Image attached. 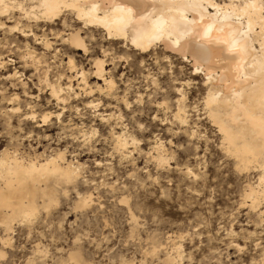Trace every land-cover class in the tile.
<instances>
[{
    "label": "rangeland",
    "instance_id": "obj_1",
    "mask_svg": "<svg viewBox=\"0 0 264 264\" xmlns=\"http://www.w3.org/2000/svg\"><path fill=\"white\" fill-rule=\"evenodd\" d=\"M56 29L62 31L59 27ZM66 32L70 33L68 30ZM80 33L81 36L85 37V43L89 44L92 49V53L90 52L87 56L82 53L81 49L75 50L70 45L64 43L63 45L51 36L47 37L51 43L50 49H44L41 45H36L30 37L21 38L17 35H11L7 36L8 38L5 37L6 40H2L4 35H0V45L2 44L0 60L6 63L0 69V98L17 94L19 97L17 101L19 100L23 110H25V103H27L36 112H52L56 109V105L50 99L47 88L44 87L45 81L49 84L47 80L49 69L53 73L59 70V75L63 76L66 81V84L56 82L57 85L63 87L70 82L73 89L72 93L68 94L70 99L67 98L66 110L64 109L66 116L61 118L63 123L50 121L43 127L41 124L24 121L18 124L13 118H10L9 121L8 116L2 113L7 108L6 101L0 100V144L5 146L8 144L16 145V151L21 153V158L26 155L31 158L30 161L47 157L56 151L65 152L66 149L71 148L64 159L71 164L72 161L76 160V165L80 166L79 176L73 185H62L59 187L60 190L64 188L62 191L59 188L56 189L57 192L54 194L55 199L57 198L55 208L51 207L53 204L46 207L47 209L40 206L35 223L24 224L16 221L17 223H12L10 231L4 232L2 228L0 229V241L10 245L8 248L0 245V252L7 255L9 260H14L16 264H24L31 255L32 245L31 243H21V238L23 237L27 241L29 232L43 237L44 232L41 231L43 228L49 233L47 244L69 247L70 241H75L85 264H101L104 260L113 259L112 250H119L120 248L127 250L128 236L134 231L136 238L131 242L133 251L130 253L133 259H139L136 252L141 250V241L147 242L148 237L155 234L153 239L157 244L162 241L165 245H171L167 248L164 256L157 257L158 264L177 248V245L173 243L174 241L179 245V255L176 256V259L185 260L187 257L185 264H191L192 261H195V264H200V260L205 256V252L201 251V248L208 249L209 244L215 242L209 234V230L213 227V220H217V217L226 219V214L231 215L232 206L239 199L240 188L237 186L242 187V184L255 181L256 177L250 172L243 173V181H241V174H237L232 168L231 162L217 151L215 129L202 117L200 120L199 117L196 119L194 113L190 112L194 102L201 97L202 91L198 93L192 91L191 93L190 87L183 86L186 91L184 105L188 111V116L190 115L189 124L192 128L196 127L197 133L199 132V136L195 137L196 141H199L196 145L190 143L191 140L187 137L186 139L184 135L175 134V131L168 132L171 128L168 122H171L170 117L174 111L173 103L176 99L175 85L173 84L172 89L163 92L151 87L153 77H156L157 81L164 79L163 68L159 69L161 75L158 76L156 69L145 60L144 71H141L140 63L136 62L134 57L131 60L126 57L123 62L119 60V56L125 53H128L129 56L134 54L129 48H122L121 44H115L104 38L100 39V35L93 30H81ZM5 43L6 45H4ZM65 48L68 49L67 53L64 52ZM54 49L60 51H53ZM101 50H106L114 55L105 59ZM152 51L150 59L155 61L159 58L162 62L170 63L173 67L181 70L180 75L188 82L191 78L188 62H183L179 57L162 52L159 47ZM27 52L37 54L35 57L40 62L31 63L26 55ZM62 53L66 59L69 56L72 58L73 64L70 69L66 59L61 58ZM25 56L28 58L26 59ZM94 59L103 61L105 79L109 78L108 80H112L113 84H116L115 88L110 89L111 92L110 90L105 91L102 83L92 78L91 73L94 72L92 71V61ZM49 61L53 63H49ZM80 70L87 77L86 85L92 90V95L91 93L87 94L88 91L82 92V86L78 83L79 79L74 78L76 73L81 72ZM13 72H17V78L12 81H5V78ZM197 80H200V77ZM19 81H24L25 85L21 86ZM73 93L77 95L73 96ZM64 95L68 96L66 92ZM77 96L79 97L77 98ZM137 97L144 103H137ZM165 97L170 101L167 105L169 109L167 112L158 107ZM90 102L97 105L95 112L88 108ZM124 102L130 104L131 107H124ZM192 104L193 106H191ZM74 109H80L79 113H75ZM110 112L114 117H117L116 121H112L111 127L101 123L96 117L97 114ZM151 117H156V119L153 120ZM192 119L193 121H191ZM141 123L145 124L143 130L139 128ZM78 125L81 128L89 125L102 126L108 128L109 133L111 130L116 133V127L120 125L123 126L122 130L136 138L139 144L136 149L130 150L131 155H128L127 162L122 163L118 154V156L106 154L105 149L111 153L112 148L109 143H105L103 135L99 138V142L92 144L91 147L83 145L79 146L82 148H79L78 145H82V141L76 140L73 136ZM191 127L189 128L190 131H192ZM22 129L23 131H21ZM30 136L33 138L30 139ZM157 136H159V141L156 140ZM200 138L210 139L203 151H197V148L203 144ZM168 140L171 143L164 144L162 149L163 151L166 150L169 155H173L174 159L168 167H158L157 161L149 157L148 153L153 150V145ZM25 145H29L31 150L26 151ZM186 167L194 168L200 176L199 195L197 194V181L184 175ZM145 168L148 171H145ZM132 170H134V176H129V171ZM69 187H74L75 193L82 196L94 197L92 207L81 214L83 222L80 228L83 232V238H81L80 232L73 233L69 229V234L61 239L52 230L51 218L54 211H58L61 216H68L69 213L73 218L76 216L75 201L71 200V194L65 196ZM204 191H207L211 198L204 197ZM121 200H124L125 203L122 204ZM100 204H103L102 208L99 207ZM133 217H135V222L129 225V220ZM236 218L241 219L239 213H237ZM105 221H107V229L103 227ZM98 224L100 227H97ZM218 224L219 221L217 220V227ZM244 227H247V224H244ZM251 230L255 232L256 239H260V230L255 224ZM185 234L187 235L185 236ZM181 236H185V238L181 240ZM117 255H119L118 251ZM224 258H231L233 264H237L238 261L243 264L244 254H233L230 249H227ZM252 258V256L248 257L249 260Z\"/></svg>",
    "mask_w": 264,
    "mask_h": 264
},
{
    "label": "snow or ice",
    "instance_id": "obj_2",
    "mask_svg": "<svg viewBox=\"0 0 264 264\" xmlns=\"http://www.w3.org/2000/svg\"><path fill=\"white\" fill-rule=\"evenodd\" d=\"M0 5H4V0H0ZM13 7H15L14 2ZM34 7L41 9L40 13H38V18H55V8L61 10L71 9L79 13L77 15L78 19L84 20L86 24H90L97 22L95 13L100 5L95 3L94 0L84 5L80 4V0H63L61 3H57L56 0H40V3ZM81 7L87 9V12H79ZM103 7L105 9L111 7L113 13V15L106 14L103 18V24L108 31V36L105 37L106 39L114 32L120 33L128 30L133 16L143 21L140 26L132 22L131 30L133 34L132 44L138 51L145 53L144 59H141V57L135 54L129 56L128 53H125L119 56V60L123 62L126 57L130 60L134 57L135 61L140 63L141 71H144V62L146 60L149 65H152L156 69L158 76L161 75L159 69L163 68L164 71L162 75L164 79L157 81L156 77H153L151 87L163 92L172 89L173 84L175 85L174 93L176 95V100L173 105L175 115L172 119L174 122H178L181 125L188 123L186 120L188 113L187 110L183 108L185 88L182 86L183 83L187 81L180 75L181 70L173 67L170 63L162 62L159 58L153 61L149 57H151V45L156 39L163 38L165 33L171 36L177 28L183 27L185 31L188 30L185 25L180 23L181 21L186 22V16L184 15L185 11L192 8L199 9L196 13V17L191 21L192 24L196 25L197 35L202 34L209 39L215 38L220 40L221 38L219 35L213 37V34L226 33L225 38L222 39L221 42L225 45L229 54L234 57H243L251 54V52H259L261 54V65L264 67V0H162L158 14L153 12L143 17L140 16V12L145 11V8L134 5L133 7L137 8V11L134 13L132 8L127 7L122 0L115 6L105 4ZM46 9L49 11L45 12ZM172 10L179 13V19L170 15ZM5 15V12L0 11V17ZM29 15H31V13ZM257 18L259 23H257ZM0 28L6 29L7 25L0 24ZM257 29H259L258 32ZM63 36L65 45L71 44L74 48H82L86 55L92 51L89 44L85 43V37L80 34L65 32ZM59 39L58 37L57 40L59 41ZM257 39L259 40V48L253 47L250 50L249 41L251 40L254 45ZM37 43H40V41H37ZM54 51L60 50L54 49ZM101 51H103L105 59L110 55H114L106 50ZM64 52L67 53L68 49L65 48ZM32 55L35 56L37 54L32 53ZM25 58L27 59L28 57L26 56ZM61 58L66 59L63 53ZM253 59H255V57H253ZM66 62L70 69L72 60L66 59ZM49 63L53 62L49 61ZM102 63V61H97L98 69ZM113 63H115V60H113ZM239 66L238 64L237 67L239 68ZM0 67H2V65H0ZM81 75H83V73H81ZM243 79L244 82L247 83L249 78L244 77ZM47 80L52 94L59 99V96L65 92V89L64 87L57 89L56 82H63L66 84L64 77L59 75V70L53 73L49 69ZM43 82L42 80V83ZM105 82L107 85L104 89L105 91H109L116 87V84H113L111 80L106 79ZM237 87H239V85ZM25 95L27 94L25 93ZM233 96L236 98L240 110L247 114L248 121L257 125L262 134L260 148V162L262 166L257 173L259 176V183L251 181L247 184H242V187L239 185L237 186L240 188L239 199L233 204L231 215L226 214V219L217 217L219 221L218 227L217 220H213V227L209 230V234L215 242L210 243L208 249L201 248V251L205 252V256L200 260V264H233L231 258H224L227 249H230L233 254H244L243 264H264V90L260 93L261 110L258 117L255 107L253 106L254 92L248 94L247 102H245V97L241 92H234ZM65 103H67V97ZM137 103H144V101L137 97ZM168 103H170V101L165 97L158 107L165 111H169L167 107ZM123 106L131 107L127 102H125ZM88 107L95 112L97 105L89 104ZM16 111H19V109H16ZM74 111L78 114L80 109H74ZM65 116L66 112L60 111L58 103L56 109L52 112H36L33 110V115L22 117V119L30 120L33 123L42 121L46 125L50 121H59ZM100 119L102 123H106L108 118L101 117ZM151 119L155 120L156 117H151ZM188 126L191 127L190 124H188ZM122 128L123 126L116 127V133L112 134L109 133L108 128L102 126L89 125L88 127L81 128L78 125L77 130L73 132V136L76 140L82 141V145L78 146L88 145L90 147L92 144L98 143L99 138L103 135L105 143H109L112 148L111 153H108L107 149H105L106 154L110 156L119 154L121 162L126 163L129 149L138 145L139 141L124 132ZM139 128L143 130L145 124L141 123ZM133 130L135 129L133 128ZM21 131H23V129ZM192 136L193 139L190 143L196 144L195 137L197 136V130L195 128H192ZM29 138L32 139L33 137L30 136ZM156 140L159 141V136L156 137ZM129 141H131V143H129ZM170 143V140L159 142L153 145V150L148 153L149 157L152 159H158V167H168L170 162L174 159V156L169 155L166 150L160 151L158 156L155 154L164 144ZM225 144L228 145L226 155L236 160H240L242 156L251 157L255 152L254 145L247 140H243L239 137V134L236 136H227V139L220 144V147L223 149ZM24 147L26 151L31 150L29 145H25ZM0 149L3 150L0 152V169H7L9 173H12L13 170L19 171L21 169L29 172L32 171L35 162H33V165H28L27 161L31 158L26 155L24 158H21V153L16 151V145L8 144L5 146L4 144H0ZM203 150L204 145L201 144L197 148V151ZM68 151H71V148L66 149L65 152L54 154L53 159L47 161V163L56 166L59 171L65 174V182L69 185H73L76 174L80 171V166L76 165L75 161H72V165L68 166L67 161L64 159ZM221 163H223V161H221ZM73 169L75 170L73 171ZM144 170L148 171L147 168ZM186 171L188 178L197 181L196 187L197 194L199 195L200 176L198 172L194 168H188ZM237 171L241 173V181H243L245 169L237 164ZM129 176H134V170L129 171ZM149 179H151V177H149ZM70 194L71 200L75 201V218L72 217L71 213H69L68 216H61L58 211L52 213L51 226L53 233L61 239L69 234V229H71L73 233L80 232L81 238H83V232L80 228L83 222L81 214L90 209L94 202V197L92 196H82L79 193H75L74 187H69L65 192V196H69ZM203 196L211 198L207 191H204ZM201 199H203V197H201ZM121 203L124 204L125 201L121 200ZM51 207L55 208V203H53ZM99 207L102 208L103 204H100ZM129 211L132 210L129 209ZM237 213H239L240 220L236 218ZM36 216V210L27 211L24 213V220L22 223H35ZM40 218L43 219V217ZM134 222L135 217L129 220V225H132ZM244 224H247V227H244ZM253 224L260 230V239H256L255 232L251 230ZM97 227H100V225L98 224ZM103 227L107 229V221L104 222ZM201 228H203V225H201ZM41 231L44 232L43 237L36 236L29 232L27 241H25L23 237L21 238V243H31L32 245L31 255L24 264H85L81 251L75 241H70L69 247L47 244L49 233L44 231L43 228H41ZM186 235L187 234H185V236ZM154 236L155 234L149 236L147 242L141 241V250L136 252V256L139 257V259H133L130 255L133 251L131 242L136 238L135 232L133 231L128 236L129 244L127 250L124 248L112 250L113 259L104 260L101 264H158L157 257L164 256L167 248L171 245H165L162 241L157 244L153 239ZM185 236H181L180 239L183 240ZM173 243L177 245V248L169 254L172 258L169 259L166 257L160 264H185L187 257H185V260L176 259V252L179 245L175 241ZM45 244H47V247H45ZM0 245H3L4 248L10 247V245L3 241H0ZM109 247L111 248V246ZM117 251L119 255H117ZM249 256L253 258L249 260ZM149 257H151V259H149ZM217 257H219V259H217ZM0 264H16V262L14 260H9L7 255L0 252ZM191 264H195V261H192ZM237 264H240V262L238 261Z\"/></svg>",
    "mask_w": 264,
    "mask_h": 264
},
{
    "label": "bare ground",
    "instance_id": "obj_3",
    "mask_svg": "<svg viewBox=\"0 0 264 264\" xmlns=\"http://www.w3.org/2000/svg\"><path fill=\"white\" fill-rule=\"evenodd\" d=\"M13 2L15 3V7H13ZM56 2L61 3L63 2V0H56ZM91 2H93V0H80L81 5L89 4ZM94 2L100 5V7L97 9L95 13L97 22L86 24L84 20L77 18V15L79 13L76 10H71V9L61 10L59 8H55L54 10L55 18H38V13H40L41 9L34 6L38 5L40 3V0H4V5H0V11L5 12L6 15L0 17V24H6L7 28L6 29L0 28V35L1 36L4 35L2 40H4L5 37L11 35L12 36L17 35L18 37L21 38L30 37L33 39L31 40L34 41L36 45H41L44 49H50L51 43L47 40L48 36L54 37L55 39L59 37L60 38L59 43L63 44L64 43L63 34L64 32H66V30L70 31V33L75 32L80 35H81L80 33L81 30H90V31L93 30V32H96V34L100 35V39L104 38L105 40L111 41L115 44H121L120 46H122V48L123 47L129 48L131 51L134 52L135 55L140 56L141 59H143L145 57V53L138 51L136 47L132 44L133 34L131 30L132 22H134L137 26H140L143 23V21L138 19L136 16H133L128 30L120 33L114 32L109 38L106 39L105 37L108 36V31L103 24V18L105 17L106 14L113 15V13L111 7L105 9L103 5L109 4L115 6L116 4L120 3L121 0H94ZM122 2L127 7L132 8L134 13L137 11V8L133 7L134 5H138L140 7L145 8V11L140 12V16L143 17L144 15L151 14L153 12H156L158 14L159 6L162 3V0H122ZM47 11L49 10L46 9L45 12ZM198 11L199 9L196 8H192L190 10L185 11L184 15L186 16V22L181 21L180 23L182 25H185L188 30L185 31L183 27H181V28H177L176 31H174L171 36L165 33L163 38H158L152 43L150 51L154 50L156 47H159L162 52L169 54L170 56L173 55L179 57V59L183 60V62L189 63L191 69L190 72L191 78L185 84L183 83L182 86L190 87L191 93L192 91L194 93H198L199 91H202L201 97L194 102V106L193 104L191 105L193 106V108L191 109L190 112L194 113L196 119L199 117L198 119L200 120V118L202 117L203 120H205L211 127L215 129V132L217 134L216 149L222 157H224L225 159L231 162L233 166L232 168L236 171V173L241 174L240 172L237 171V164H239L241 168L245 169L244 173H249V172L253 173L254 176L256 177L255 181L259 183V176L257 175V173L262 166L260 162L261 160L260 148L262 143L261 140L262 134L260 128L257 125H254L252 122L248 121L247 114L244 111L240 110L239 104L236 102V98L233 96V93L241 92V94L245 97V102H247L248 94L250 92H254L253 106L255 107L257 117L259 116L261 110L260 93L262 90H264V67H262L261 65V54L259 52H251V54L245 55L243 57L240 56L234 57L228 53L225 45L221 42V40L225 38L226 33L213 34V37L219 35L221 38L220 40H217L215 38L209 39L207 37H204L202 34L197 35L196 25L192 24L191 21L194 19V17H196V13ZM79 12L86 13L87 9L81 7L79 9ZM30 13L31 15H29ZM170 15L179 19V13L175 10H172L170 12ZM257 23H259L258 18H257ZM58 27L62 29V31H58L56 29ZM258 31L259 29H257V32ZM91 38L89 39L91 40ZM37 41H40V43H37ZM1 45H0V49L2 48ZM4 45H6V43ZM68 45L71 46V44ZM249 45H250V50L253 47L259 48L260 46L259 40L257 39V42L254 45L250 40ZM75 50H79V49L75 48ZM81 50L83 51L82 48ZM82 53H84V51ZM152 54H154V51H152ZM26 55L29 57L31 63L37 64L40 62L38 61V58H36L35 56L34 57L31 56L32 55L31 52H27ZM253 57H255V59H253ZM67 59L72 60L70 56ZM97 61L98 59H94V61H92L93 62L92 71L94 72H92L91 75L93 76L92 78H95L97 81H100L102 85L106 88L107 85L105 82L106 79L104 77V69H103L104 64L102 63L98 69ZM99 61H101V59H99ZM5 64H6L5 62H2L0 60V65H2L0 69L3 68ZM72 64H73V60H72ZM238 64L240 65L239 68L237 67ZM81 73H83V75H81ZM199 77L200 80H197L199 79ZM244 77L249 78L247 83L244 82L243 79ZM15 78H17V72H13L11 75L7 76L5 78V81L6 80L12 81ZM74 78L76 80L79 79L78 83L82 86V92L88 91L87 94L91 93L92 90H90L86 85L87 77L84 74V72L81 71L79 74L76 73ZM19 82L21 83V86L25 85L23 83L24 81L23 82L19 81ZM44 84L45 86L44 85L43 86L47 88L50 99L54 101L56 107L57 104L59 103V106H61L60 111L65 112L64 111V109L66 108L65 99L66 97L69 98L68 94L72 93L73 90L70 85V82H68L67 85L63 86L68 96H65L63 93L59 96V99H57L54 96V94H52L50 86L47 83V81H45ZM10 85L13 86L12 83H10ZM238 85L239 87H237ZM76 86L78 87V84ZM56 87L57 89H59L61 86L57 85ZM97 89L100 90V88ZM74 93L73 96L75 95ZM78 97L79 96H77V98ZM18 98L19 97L17 96V94L9 95L6 98L1 97L0 100L6 101V105H7V108L2 113L8 116V120L10 118H13L18 124L22 123V121L33 123L30 120L22 119V117H28L33 115V110H32L33 107H30L27 103H25V107H24L25 110H23L22 105L19 103V100L17 101ZM89 104H91V102ZM183 108L187 110L186 106L184 105V102H183ZM16 109H19V111H16ZM174 115H175V109L170 117L171 122H168L170 123V127H171L169 128L168 132L175 131L174 132L175 134L184 135L185 138L187 137L189 140H192L193 139L192 131H190L191 129H189L190 127L188 126L190 122L189 121L190 115L189 116L187 115L186 120L188 123L185 125H181L178 122H174L172 119ZM96 117L99 119L101 123L102 121L100 118L107 117L108 118L107 122L104 124L109 127H111L110 125L112 124V121L117 119V117H114V115L111 112L108 114H97ZM191 121H193V119ZM57 122H60L61 124L63 123L62 120H59ZM34 124H41L42 127L45 126V124L42 121H36ZM114 126L112 127L114 128ZM112 131L113 130H111L110 132L112 134H115ZM237 134H239V137H241L243 140H247L254 145L255 152L251 157L242 156L240 160H236L226 155V152L228 151L227 144H225V147L223 149L220 147V144L222 142H225L227 136H236ZM130 136L133 137L132 135ZM209 140L208 138H203L201 141L203 142L204 146H207L206 144L209 143ZM198 142L199 141H196V145H198L197 144ZM129 143H131V141H129ZM136 147L137 145H135L133 148H130L128 151V155H131L130 150L133 151L134 149H136ZM160 151H163V149L161 148L155 154L158 156ZM58 153L61 152L60 151L53 152V154L51 153L50 155L44 158H38V160L36 161L28 160L27 161L28 165H33V162H35L34 167L30 172L21 169L19 171L13 170L12 173H9L7 169H0V229L2 228L4 232L10 231L13 222L16 221L22 222L24 220L25 212L31 210H36L37 212L38 207L40 206L44 208L51 206L53 203H55V200L57 201V198L55 199L56 196L54 195L57 192L56 189L62 187V185L64 186L69 185L65 182V174L59 171L56 166L49 165L47 163V161L53 159L54 154H58ZM155 160L157 161V163H159L158 159ZM67 164L68 166L72 165L71 163H67ZM96 164L98 165V162H96ZM187 169L188 167L185 168V172L182 170L185 176H187V171H186ZM74 170L75 169H73V171ZM78 176L79 173L76 174L75 181L77 180ZM63 189L60 190L59 188L60 191H62ZM178 255H179V251L177 250L176 256ZM167 258L171 259L172 257L169 255L167 256Z\"/></svg>",
    "mask_w": 264,
    "mask_h": 264
}]
</instances>
